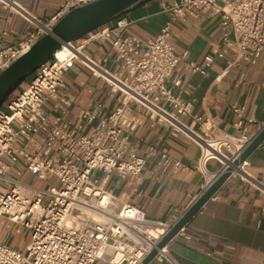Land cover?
Here are the masks:
<instances>
[{
  "label": "built area",
  "instance_id": "2783aa9c",
  "mask_svg": "<svg viewBox=\"0 0 264 264\" xmlns=\"http://www.w3.org/2000/svg\"><path fill=\"white\" fill-rule=\"evenodd\" d=\"M95 1L63 0L51 18L41 20L17 0H0V7L35 26L17 44L0 47V74L52 32L60 19ZM197 10H211L222 17L223 42L206 55L209 66L224 57V47L236 57L229 67L241 61L251 66L258 62L264 50V0H179L164 8L170 19L144 50L136 36L123 35L134 20L122 15L80 39L63 43L37 69L33 80L0 108V217L29 231L23 249L0 240V264H141L157 249L180 217L156 219L126 194L119 196L106 187L115 174L128 181L132 193H141L148 160L131 139L147 120L153 126H167L173 136L198 143L197 169L205 178L204 191L230 167L232 175L253 179L246 170L247 161L235 165L258 133L246 107H232L237 116L232 132L222 129L213 117L195 115L192 100L173 92L172 85L180 81L172 75L183 57L171 41L172 25L179 18L197 16ZM98 40L110 44L126 76L86 54L85 49ZM77 62L108 84L115 105L106 115L101 101L83 109L74 126L61 123V116L54 123L46 106L53 103L58 110L61 104H73L75 97L64 90L65 75ZM188 66L194 72L203 71L194 62ZM187 116L201 125L204 134L182 120ZM85 123L93 126L92 134L78 133ZM162 159L166 168L181 165L166 152ZM212 160L221 164L216 173L208 169ZM20 161L39 180L49 183L57 177L59 183L42 186L12 176L13 165ZM100 174L106 175L101 182ZM168 245L158 248L153 261L179 264Z\"/></svg>",
  "mask_w": 264,
  "mask_h": 264
},
{
  "label": "crops",
  "instance_id": "0c3cea01",
  "mask_svg": "<svg viewBox=\"0 0 264 264\" xmlns=\"http://www.w3.org/2000/svg\"><path fill=\"white\" fill-rule=\"evenodd\" d=\"M17 1L41 20L51 18L63 2ZM176 1L179 0H153L130 11L127 15L134 22L123 35L136 36L144 50L147 41L158 35L170 19L164 8ZM221 20V15L211 10H197V16L189 15L173 23L171 41L177 54L183 57L172 75V79L180 81L172 85L173 92L192 100L195 115L213 117L222 129L232 132L237 121L232 107L245 106L247 116L254 120V131L259 132L264 127V50L255 65L241 61L229 67L236 57L224 47V57L216 58L209 66L206 55L212 54L223 42ZM34 28L26 18L0 7V47L17 44ZM85 52L104 67L126 76L109 43L94 41ZM190 62L199 65L204 72H194L188 66ZM242 75H245L244 79H241ZM33 78L34 74L26 80L27 85ZM65 81L64 90L75 100L70 106L61 104L58 110L53 109V103L47 104L46 109L54 123L61 116V123L74 126L83 109L101 101L104 103L103 115H106L115 105V99L108 93V84L80 62L67 71ZM182 120L199 134H204L192 116ZM92 128L85 123L78 133L92 134ZM131 142L148 160L141 193H132L128 181L115 174L110 176L106 187L119 196L126 194L134 205L156 219L173 221L181 217L204 191L205 178L197 169L200 146L185 136H173L167 126H153L151 120L138 128ZM164 152L181 165L172 164L166 168L162 159ZM245 166L253 179L242 174L228 178L169 243L179 264H264V143L252 153ZM220 167L216 160L208 164L210 173L218 172ZM11 175L42 186L59 183L57 177L49 183L39 180L26 171L23 161L13 165ZM105 176L100 174V182ZM21 230L28 232L25 227L0 217L1 241L7 243L11 238L10 244L21 248L22 242L17 241ZM150 264L170 263L152 261Z\"/></svg>",
  "mask_w": 264,
  "mask_h": 264
},
{
  "label": "water",
  "instance_id": "95a60500",
  "mask_svg": "<svg viewBox=\"0 0 264 264\" xmlns=\"http://www.w3.org/2000/svg\"><path fill=\"white\" fill-rule=\"evenodd\" d=\"M153 0H97L79 7L53 27L52 32L40 38L26 53L14 61L0 74V107L10 98L29 77L47 60L52 59L63 43L80 39L89 32L128 14ZM264 143V127L257 133L240 158L235 161L239 166L246 162L252 153ZM232 167L219 177L188 207L172 229L159 243L158 248L167 246L192 220V218L211 200L233 174ZM153 250L141 264H150L159 250Z\"/></svg>",
  "mask_w": 264,
  "mask_h": 264
},
{
  "label": "rangeland",
  "instance_id": "374dc122",
  "mask_svg": "<svg viewBox=\"0 0 264 264\" xmlns=\"http://www.w3.org/2000/svg\"><path fill=\"white\" fill-rule=\"evenodd\" d=\"M26 82H28V81H25V83H23L16 91H15V93H18V92H20V91H22L23 90V87H26L27 86V83ZM18 146H22L21 144H17ZM17 227H20V226H17ZM15 235V234H14ZM17 241L18 242H22V249L23 248H25V246H26V244H27V242H28V240H29V231L27 232V231H24V230H21L19 233H18V235H17ZM10 240H11V238L7 241V244H10Z\"/></svg>",
  "mask_w": 264,
  "mask_h": 264
},
{
  "label": "trees",
  "instance_id": "16d2710c",
  "mask_svg": "<svg viewBox=\"0 0 264 264\" xmlns=\"http://www.w3.org/2000/svg\"><path fill=\"white\" fill-rule=\"evenodd\" d=\"M14 93H15V92H14ZM14 93H12L11 96H12ZM11 96H10V97H11ZM3 105H4V104H3ZM3 105H2V106H3ZM0 108H1V107H0Z\"/></svg>",
  "mask_w": 264,
  "mask_h": 264
}]
</instances>
